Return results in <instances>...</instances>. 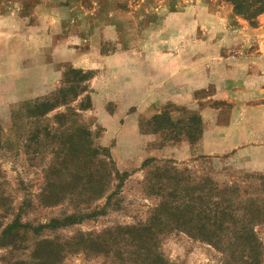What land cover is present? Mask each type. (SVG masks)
Listing matches in <instances>:
<instances>
[{"label": "rangeland", "instance_id": "obj_1", "mask_svg": "<svg viewBox=\"0 0 264 264\" xmlns=\"http://www.w3.org/2000/svg\"><path fill=\"white\" fill-rule=\"evenodd\" d=\"M13 1L26 15L40 2ZM103 5L122 11L106 18L119 27L102 48L124 51L121 79L72 65L52 83L1 76L0 264H247L234 251L238 224L211 243L159 208H196L215 186L253 195L261 186L264 13L248 20L226 0ZM61 10L60 39L83 26L90 41L105 20L85 16L77 26ZM215 126L238 140V153L195 151ZM253 227L264 264V219Z\"/></svg>", "mask_w": 264, "mask_h": 264}, {"label": "crops", "instance_id": "obj_2", "mask_svg": "<svg viewBox=\"0 0 264 264\" xmlns=\"http://www.w3.org/2000/svg\"><path fill=\"white\" fill-rule=\"evenodd\" d=\"M53 1L40 0L33 10L34 15H26L27 11L22 7L19 8L18 3L13 0L5 1L3 9L0 10V80H5L1 76H46L47 79L43 83H52L54 80L58 82L59 76H64L66 65L82 70L95 69L98 71L96 76H112L115 79L119 76L121 79L125 72L124 65L128 62L124 51L119 49L104 53L102 48L105 42L117 40L119 27L117 21L108 22L106 18L113 15L116 17L122 11L103 8V4L110 0H92L96 7L91 9L84 8L85 0H62L56 3ZM61 2L64 4L62 10ZM60 10L63 12L62 15L72 17V21H75L77 26L85 24L83 20L85 16L92 18L94 22L100 17L105 20L101 21L100 23L103 24L93 31L90 41L85 37L86 31L82 32L83 26L82 29L78 28V33L75 30L74 34L77 35L60 39L58 27L64 23L59 17ZM16 13L21 14L20 17ZM73 40L75 46L71 44ZM82 42H89V45ZM114 44L117 46L116 41ZM83 45L85 49L82 48ZM116 95L117 93L109 94L108 97H116ZM169 99L174 102L182 100L180 96L175 98V95H169ZM203 136L204 139L195 144L197 152L238 153V140L230 136L225 137L218 126L206 130Z\"/></svg>", "mask_w": 264, "mask_h": 264}, {"label": "trees", "instance_id": "obj_3", "mask_svg": "<svg viewBox=\"0 0 264 264\" xmlns=\"http://www.w3.org/2000/svg\"><path fill=\"white\" fill-rule=\"evenodd\" d=\"M226 1L232 4L237 13L248 20H254L264 13V0ZM71 70L75 73L83 72L80 69L72 68ZM258 180L261 181V186L258 185V190L254 195L238 186L233 188L226 186L223 189L215 186L217 192H212L214 189L208 188L205 190L206 193L198 196L196 208H190L176 202L163 203V200L160 203V206L163 203V207L159 208V212L164 214L167 211V214H170L173 221L176 222L175 227L183 228L190 233L196 231L202 240L211 243L220 244L222 240L218 237L219 233L227 229L229 224H238L232 241L234 251L241 254V261L244 259L247 264H258L260 244L253 226L264 219V199L262 196L264 177L260 176ZM208 193L211 194L210 197L207 196ZM217 194L222 198H214ZM187 195L192 194L188 192ZM185 214L189 218L180 222Z\"/></svg>", "mask_w": 264, "mask_h": 264}]
</instances>
